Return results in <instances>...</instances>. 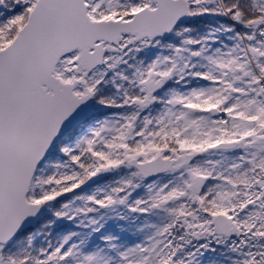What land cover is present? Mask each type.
<instances>
[{
	"label": "snow or ice",
	"instance_id": "1",
	"mask_svg": "<svg viewBox=\"0 0 264 264\" xmlns=\"http://www.w3.org/2000/svg\"><path fill=\"white\" fill-rule=\"evenodd\" d=\"M0 264H264V0H0Z\"/></svg>",
	"mask_w": 264,
	"mask_h": 264
},
{
	"label": "rangeland",
	"instance_id": "2",
	"mask_svg": "<svg viewBox=\"0 0 264 264\" xmlns=\"http://www.w3.org/2000/svg\"><path fill=\"white\" fill-rule=\"evenodd\" d=\"M137 223L139 222L133 221V223H130V221L109 220V222L106 225V230H110L117 234H120L122 239L127 240L129 242H133L141 238L140 236L134 235L132 231H129V228L130 227L135 228V225ZM120 225H124V228L122 229ZM214 258H219V257H215V254L206 256V259L209 261Z\"/></svg>",
	"mask_w": 264,
	"mask_h": 264
},
{
	"label": "trees",
	"instance_id": "3",
	"mask_svg": "<svg viewBox=\"0 0 264 264\" xmlns=\"http://www.w3.org/2000/svg\"><path fill=\"white\" fill-rule=\"evenodd\" d=\"M40 223H41L40 220H36V222L34 223V225H35L36 227H38ZM130 223H133V221H132V222L130 221Z\"/></svg>",
	"mask_w": 264,
	"mask_h": 264
}]
</instances>
